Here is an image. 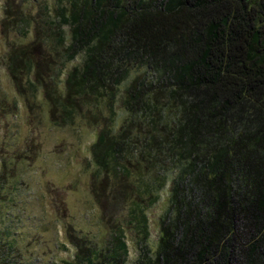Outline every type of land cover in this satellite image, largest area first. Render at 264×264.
<instances>
[{
  "label": "trees",
  "instance_id": "16d2710c",
  "mask_svg": "<svg viewBox=\"0 0 264 264\" xmlns=\"http://www.w3.org/2000/svg\"><path fill=\"white\" fill-rule=\"evenodd\" d=\"M0 26L27 110L94 119L91 192L113 234L101 248L68 232L61 264H128L129 238L136 264H264V0H3ZM7 167L0 154V204ZM0 221V264H37Z\"/></svg>",
  "mask_w": 264,
  "mask_h": 264
},
{
  "label": "rangeland",
  "instance_id": "374dc122",
  "mask_svg": "<svg viewBox=\"0 0 264 264\" xmlns=\"http://www.w3.org/2000/svg\"><path fill=\"white\" fill-rule=\"evenodd\" d=\"M2 2L0 0V13ZM38 17L41 22L45 21L40 12ZM7 36L18 44L29 41L20 37L16 28ZM7 50L0 32V103L3 94L14 98L5 102L4 111L0 112V154L8 164L3 172V182L8 184L3 186L0 213L6 224H13L18 244L32 254L37 264H61L73 254L67 241L68 232L88 238L92 245L107 247L113 234L112 223L102 220L101 209L91 192L90 147L97 134L94 119L78 117L73 125L53 127L47 103L39 100L33 109L27 110L23 99L15 93L3 64ZM79 63L80 59L75 64ZM51 71V75L56 72ZM15 99L17 105H14ZM104 107L102 104L100 109ZM123 118L124 114L120 113L118 125ZM167 204L168 189L149 213L152 221L149 248L153 253L159 240L158 220ZM129 205L130 201L124 205L111 203L108 217L114 213L118 220L127 219ZM133 239L129 238L128 264H136L137 257L144 253Z\"/></svg>",
  "mask_w": 264,
  "mask_h": 264
}]
</instances>
